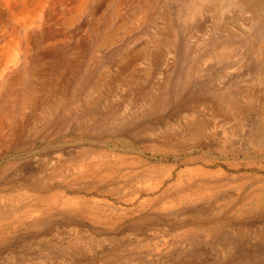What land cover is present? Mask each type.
Here are the masks:
<instances>
[{"label":"rangeland","instance_id":"374dc122","mask_svg":"<svg viewBox=\"0 0 264 264\" xmlns=\"http://www.w3.org/2000/svg\"><path fill=\"white\" fill-rule=\"evenodd\" d=\"M258 1L0 0V264H264Z\"/></svg>","mask_w":264,"mask_h":264},{"label":"bare ground","instance_id":"6f19581e","mask_svg":"<svg viewBox=\"0 0 264 264\" xmlns=\"http://www.w3.org/2000/svg\"><path fill=\"white\" fill-rule=\"evenodd\" d=\"M253 2L254 3V1L255 0H239V3L241 2L242 3V5H244V6H248L249 4H250V2ZM190 2H192V1H190ZM200 2V1H199ZM218 2V1H217ZM230 2V1H229ZM238 2V1H237ZM259 3H261V0L260 1H258ZM219 3V2H218ZM238 3V4H239ZM226 4H229V3H226ZM225 4V5H226ZM255 5H256V3H254ZM264 3H261V5H263ZM5 5H6V3H5ZM8 5V4H7ZM213 5V4H212ZM218 5V4H217ZM241 5V6H242ZM253 5V4H252ZM250 6H251V4H250ZM264 6V5H263ZM222 7H224V6H222ZM252 7V6H251ZM214 8V7H213ZM254 8V7H253ZM263 8V7H262ZM249 9H250V7H249ZM259 9V8H258ZM198 9H196V11H197ZM200 10V9H199ZM255 10V9H254ZM258 11V10H257ZM257 11H254V12H257ZM170 13V12H169ZM158 14V13H157ZM163 14V13H162ZM161 16V15H160ZM155 17H157V16H155ZM154 17V18H155ZM170 17V16H169ZM168 21H170V19L169 20H167V23H168ZM164 22V21H163ZM153 23V22H152ZM163 24V23H162ZM169 26V25H168ZM172 26V25H171ZM175 26V25H174ZM175 30V29H174ZM175 32V31H174ZM148 34V33H147ZM154 36V35H153ZM175 37H178V36H175ZM170 39H172V38H170ZM156 40V39H155ZM173 41H175V39L173 40ZM153 42H155V41H153ZM161 42H162V40H161ZM172 42V41H171ZM170 43V42H169ZM155 44V43H154ZM148 45V44H147ZM146 45V46H147ZM159 45H161V44H159ZM154 46V45H153ZM144 47V46H143ZM149 47V46H148ZM164 47V46H163ZM175 47V46H174ZM222 47V46H221ZM142 48V47H141ZM145 48V47H144ZM224 48H226V47H224ZM257 48V47H256ZM151 49V48H150ZM219 49H221V48H219ZM140 50V49H139ZM153 50H154V48H153ZM134 51V50H133ZM137 51V50H136ZM135 51V52H136ZM143 51V50H142ZM141 51V52H142ZM165 51V50H164ZM139 52V51H138ZM144 53V52H143ZM167 54V53H166ZM169 54V53H168ZM167 54V55H168ZM135 56V55H134ZM134 56H132V57H134ZM165 56V55H164ZM138 57H141V56H138ZM145 57V56H144ZM150 57V56H149ZM149 57H148V60H149ZM220 57V56H219ZM128 58V57H127ZM143 58V57H142ZM222 58V57H221ZM138 59V58H137ZM145 59V58H144ZM157 59H158V57H157ZM159 59H160V57H159ZM161 60V59H160ZM132 61H134V60H132ZM138 61V60H137ZM157 61V60H156ZM134 63V62H133ZM151 64V63H150ZM120 65V64H119ZM118 65V66H119ZM130 66H133V65H130ZM122 67H123V65H122ZM133 68V67H132ZM145 68V67H144ZM150 68V67H149ZM152 68V67H151ZM117 69V68H116ZM124 69V68H123ZM126 69V68H125ZM157 69V68H156ZM117 70H119V69H117ZM127 70V69H126ZM110 71H111V69H110ZM152 71V70H151ZM154 72V71H153ZM133 73V72H132ZM155 73V72H154ZM103 74V73H102ZM135 74V73H134ZM148 74V73H147ZM151 74V73H150ZM161 74V73H160ZM121 76V75H120ZM130 76H132V75H130ZM148 76V75H147ZM122 77V76H121ZM135 77V76H134ZM139 77V76H138ZM158 77H161V76H158ZM103 78H105L104 76L103 77H100V79H99V81L101 82L102 80L101 79H103ZM114 78H116V77H114ZM143 78V77H142ZM134 79V78H133ZM118 80V79H117ZM132 80V79H131ZM139 80V79H138ZM120 81V80H119ZM135 81V80H134ZM147 81V80H146ZM100 82H97V83H100ZM116 82V81H115ZM165 82V84H167L166 83V81H164ZM122 83V82H121ZM163 83V82H162ZM110 84V83H109ZM119 84H120V82H119ZM96 85V84H95ZM102 86H103V84H101ZM117 85V84H116ZM98 86V85H97ZM110 86V85H109ZM97 88V87H96ZM116 88V87H115ZM115 88H114V90H115ZM95 89V88H94ZM105 89V88H104ZM111 90V89H110ZM70 91V90H69ZM72 91V90H71ZM99 92V91H98ZM63 93V92H62ZM95 93V92H94ZM246 93V92H245ZM235 94V93H234ZM67 95V94H66ZM85 95V94H84ZM61 97V96H60ZM224 97V96H223ZM70 98V97H69ZM68 98V99H69ZM261 98V97H260ZM65 99H67V98H65ZM74 99V98H73ZM230 99V98H229ZM61 100H62V97H61ZM60 100V101H61ZM225 100V99H224ZM65 101V100H64ZM97 101V100H96ZM223 101V100H222ZM259 101H261V100H259ZM72 102V101H71ZM99 102V101H98ZM64 103V102H63ZM67 103V102H66ZM72 105V104H71ZM90 105V104H89ZM214 105V104H213ZM220 106V105H219ZM229 106V105H228ZM259 108H261V110H262V113H261V116H262V122H261V126H263L264 127V102L263 103H261L260 105H259ZM215 109V108H214ZM218 111V110H217ZM214 112V111H213ZM231 113V112H230ZM192 116V115H191ZM193 118H195V116L194 117H192V119ZM194 128H196V129H203L204 128V126H205V123H204V121L202 120V121H195L194 122ZM106 175V174H105ZM108 175V174H107ZM101 177V176H100ZM107 177V176H106ZM101 178H103V177H101ZM105 178V177H104ZM99 179V178H98ZM104 180V179H103ZM99 181V180H98ZM100 182H102V180L100 181ZM49 186V185H48ZM18 191V190H17ZM23 191V190H22ZM28 191V190H27ZM19 193V192H18ZM10 194V193H9ZM15 194V193H14ZM29 194V193H28ZM33 194V193H32ZM19 195H20V193H19ZM54 195H57V193H54L53 194V197H54ZM26 196V195H25ZM48 197H50L49 195H47ZM58 196H59V194H58ZM11 197V196H10ZM53 197H51V199L53 198ZM62 197V196H61ZM18 198V197H17ZM37 198V197H36ZM67 199H63V200H61L62 202H61V206L63 207L64 205L62 204L63 202H65L66 200H68V197H66ZM71 198V197H70ZM6 199V198H5ZM22 199V198H21ZM41 199V198H40ZM48 200H49V198H47ZM9 200V199H8ZM39 200V199H38ZM16 202V201H15ZM58 202V201H57ZM69 202H71V201H69ZM46 203V202H45ZM67 203V202H66ZM72 203L74 204L75 202H73L72 201ZM2 204V203H1ZM12 204V203H11ZM22 204V203H21ZM52 204L53 205H58V203H55V202H52ZM51 204V205H52ZM68 204V203H67ZM77 204V203H76ZM23 205V204H22ZM20 206V205H19ZM69 206H70V204H69ZM4 207V206H3ZM6 207V206H5ZM8 207V206H7ZM17 207V206H16ZM53 207V206H52ZM54 207H56V206H54ZM75 207V206H74ZM12 208V207H11ZM14 208V207H13ZM18 209V208H17ZM21 209H23V208H21ZM55 209V208H54ZM15 210V209H14ZM25 210V209H24ZM5 211V210H4ZM3 211V212H4ZM10 211V210H9ZM30 211H31V208H30ZM2 212V211H1ZM20 212V211H19ZM19 212H18V214H19ZM28 212L29 211H26V212H24V213H22V210H21V212H20V214L22 213V216H18V214H15V215H17V217H15V215H14V213H13V216L15 217L14 219H13V221H7V222H3V219H1L0 220V246H5V245H9L11 242H12V239H13V237H14V233H15V231L17 230V227H18V229H19V227H21L22 226V229L24 228V227H26L25 229H23V230H26V229H28ZM46 213V212H45ZM48 213V212H47ZM51 213V212H50ZM1 214V213H0ZM34 214V213H33ZM53 214V213H52ZM55 214V213H54ZM54 214H53V216H54ZM57 214V213H56ZM4 215V214H3ZM32 215V214H31ZM72 215V214H71ZM12 217V216H11ZM50 217V216H49ZM55 217V216H54ZM77 218V217H76ZM51 219V218H50ZM49 219V220H50ZM35 219H31L30 220V223H29V225H32V226H35L36 227V223H35ZM72 223V222H71ZM31 226V227H32ZM106 233V232H105Z\"/></svg>","mask_w":264,"mask_h":264}]
</instances>
